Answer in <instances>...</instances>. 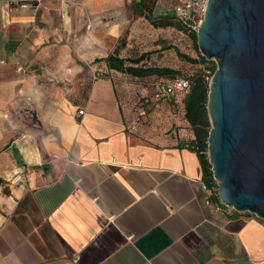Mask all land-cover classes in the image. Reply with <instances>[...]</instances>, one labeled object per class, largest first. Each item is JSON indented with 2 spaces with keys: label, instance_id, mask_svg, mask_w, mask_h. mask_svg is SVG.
<instances>
[{
  "label": "crops",
  "instance_id": "0c3cea01",
  "mask_svg": "<svg viewBox=\"0 0 264 264\" xmlns=\"http://www.w3.org/2000/svg\"><path fill=\"white\" fill-rule=\"evenodd\" d=\"M7 1L0 264H264V220L206 203L183 107L156 103L131 129L138 99L151 92L96 61L117 48L125 22L105 19L124 17L110 8L122 0H102L97 11L94 0H43L11 14ZM89 13L108 36L87 37ZM99 69L106 75L90 83Z\"/></svg>",
  "mask_w": 264,
  "mask_h": 264
},
{
  "label": "water",
  "instance_id": "95a60500",
  "mask_svg": "<svg viewBox=\"0 0 264 264\" xmlns=\"http://www.w3.org/2000/svg\"><path fill=\"white\" fill-rule=\"evenodd\" d=\"M197 35L217 63L207 154L220 199L264 220V0H208Z\"/></svg>",
  "mask_w": 264,
  "mask_h": 264
},
{
  "label": "trees",
  "instance_id": "16d2710c",
  "mask_svg": "<svg viewBox=\"0 0 264 264\" xmlns=\"http://www.w3.org/2000/svg\"><path fill=\"white\" fill-rule=\"evenodd\" d=\"M153 4V3H152ZM150 0H133L130 9L132 13L138 17H145L148 19L155 27H176V29L186 32L193 39L197 50L198 46V35L197 31L188 28L181 21H179L174 16L162 15L157 18L153 16V9ZM177 21V22H176ZM179 57L191 64L203 66L199 70H196L192 76L188 77L182 75L180 70L169 66H148L141 64L149 55V52H144L136 58L122 57L119 55L118 49L114 53L109 54L106 58H101L96 61H105L109 69L119 71L130 75V79L134 78L138 81H146L152 79V84L155 80L161 77L166 78H176L185 77L191 83V89L185 98V118L188 121L190 128L193 131L194 138L190 141L189 146L197 152L201 167L203 171V176L211 179L212 178V165L208 159V136L211 130V122L208 115L207 104L209 99L210 91V78L217 70V65L214 62H210L205 56H203L199 51V56L194 57L189 54L180 52L176 49ZM209 63H212L211 66ZM151 94L147 95V100L144 103V109L141 113V121L145 113H149L156 103L163 102L157 101L153 98V86L151 85ZM145 98V99H146ZM140 96L137 104L140 101L145 100ZM172 105V103H169ZM175 105V104H173ZM177 106V105H175ZM145 112V113H144ZM140 121V122H141Z\"/></svg>",
  "mask_w": 264,
  "mask_h": 264
},
{
  "label": "rangeland",
  "instance_id": "374dc122",
  "mask_svg": "<svg viewBox=\"0 0 264 264\" xmlns=\"http://www.w3.org/2000/svg\"><path fill=\"white\" fill-rule=\"evenodd\" d=\"M132 1L133 0H122L119 5H116V2V4L110 5V8L112 9H116L118 7L119 9L124 8L126 12L124 17L109 16L107 17V19H105L108 21L109 27L115 25V23H118L119 21L125 22L124 29L122 34L120 35V38H118L114 42L115 47H117L116 49H118V51L121 49L124 52V55L130 58H136L144 52H149V55L141 64H145L148 66H169L180 70V73L182 75L188 77L192 76V74H194L196 70L204 67V65L199 67V65L196 66L182 60L177 53L176 49H179L182 53L189 54L194 57L199 56L200 49L199 51L197 50V47L189 34L176 29V27H155L145 17H138L134 15L130 9ZM103 2L104 1L102 0H94L90 8L93 9V11L101 10ZM174 2V0H150V3H153L151 5L153 9V16L155 18L162 15L174 16V12L172 11ZM85 6L87 5H84V2L77 1V10H82L84 11L83 13H85ZM95 17L96 16H92L91 13H89V15L85 17V32L87 33V37L95 34V32H98L103 37L108 36L109 32L107 31V27H99L98 31L95 30ZM88 26H91V28L89 29ZM210 62L216 63L214 59L210 60ZM90 64L92 65L93 63L84 65L88 69L90 68ZM209 64L211 66L212 63ZM99 66H101L100 63ZM103 75H106V73L99 69V71H97V73H95L93 78L90 80V83L91 81L96 79L95 76L98 78ZM212 76L209 77L210 81ZM138 80H135L134 78H132L131 80L128 79V81H132V83L139 84V82H141V85L143 89L146 90V92L151 90L152 81L150 80L152 79H148L146 81ZM89 85L90 84L87 82L86 87H88ZM146 97L147 95H142L143 99H145Z\"/></svg>",
  "mask_w": 264,
  "mask_h": 264
},
{
  "label": "built area",
  "instance_id": "2783aa9c",
  "mask_svg": "<svg viewBox=\"0 0 264 264\" xmlns=\"http://www.w3.org/2000/svg\"><path fill=\"white\" fill-rule=\"evenodd\" d=\"M43 0H9L6 3V13L11 14L21 10L33 9L37 10ZM172 11L174 17L181 21L184 25L192 30L199 31L206 15L208 0H174ZM90 29L91 26H88ZM95 78H97L95 76ZM153 86V98L157 101L175 104L179 107L185 106V98L191 89L190 81L185 77L166 78L161 77L155 80ZM145 101H141L138 107V113L134 122L131 124L132 130H137L141 121V110ZM83 113L79 111V115ZM24 176L18 175L13 179V183L17 184L23 180ZM200 186L206 203L214 210L220 209V204H224L219 195V181L215 178L212 171V178L208 179L202 176Z\"/></svg>",
  "mask_w": 264,
  "mask_h": 264
}]
</instances>
